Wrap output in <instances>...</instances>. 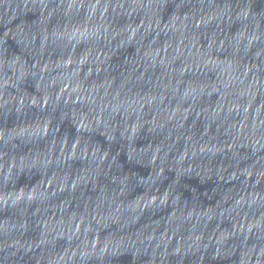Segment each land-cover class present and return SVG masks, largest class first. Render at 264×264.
Returning a JSON list of instances; mask_svg holds the SVG:
<instances>
[{"label":"clouds","instance_id":"clouds-1","mask_svg":"<svg viewBox=\"0 0 264 264\" xmlns=\"http://www.w3.org/2000/svg\"><path fill=\"white\" fill-rule=\"evenodd\" d=\"M50 4L56 7L49 9ZM37 8V20L13 24L17 12ZM57 13L69 18L83 13V19L71 28L49 27ZM118 18L125 25L115 26ZM0 28L6 30L0 36V114L14 111L18 121L31 109L42 114L35 123L0 128V210L25 217L37 205L31 214H46L48 202L65 190L74 162L83 165V173L71 188L91 183L98 189L83 213L65 219L67 208L60 206L61 219L44 222L46 237L76 242L47 264H110L124 252L134 264H166L173 240L174 255L210 245L222 255L229 235L214 233L202 243L197 231L264 198L208 212L198 202L212 200L215 189L198 191L189 181L196 178L202 185L222 176L224 170L212 166L224 152L210 132L213 125L217 134L223 129L231 138L229 150L237 162L240 148L264 152V100L255 104L257 96L264 97V0H0ZM9 36L20 55L6 59L2 52ZM81 42L88 50L77 55ZM56 45L66 56L45 59L46 50ZM120 49L129 71L115 86L108 79L97 83L100 72L107 71L108 53ZM210 72L214 81L207 79ZM26 82L37 95L25 91ZM138 86L147 91L134 92ZM141 132L151 139L138 145ZM238 175L248 177L251 169L230 178ZM256 175L264 176V169ZM36 176L45 179L22 182ZM145 210L161 215L150 228L134 227ZM185 227L189 236L177 239ZM237 231L246 242L253 228L241 225ZM8 247L19 249V239ZM247 264H264V243L248 250Z\"/></svg>","mask_w":264,"mask_h":264},{"label":"water","instance_id":"water-1","mask_svg":"<svg viewBox=\"0 0 264 264\" xmlns=\"http://www.w3.org/2000/svg\"><path fill=\"white\" fill-rule=\"evenodd\" d=\"M126 20L123 18H118L115 21V26L121 27L125 25ZM238 26H233L232 31L235 32ZM211 29V26H210ZM201 44L206 46L205 41H201ZM129 52L131 49L128 50ZM255 51V49L253 50ZM123 55L124 50H117L114 54L115 58L119 62L123 71L126 73L129 71V68L123 66ZM220 59H224L223 55L220 56ZM255 62V61H253ZM160 70H156V75H159ZM185 79H192L195 82L194 77H190L188 73H185ZM207 79L214 81L216 79V74L210 72L207 74ZM137 92L143 94L147 89L143 87L135 88ZM217 100L216 96L211 98V102L215 103ZM264 100V97L257 96L255 104L259 105L261 101ZM192 121V116H189L187 124H190ZM201 121L197 122V127L200 126ZM211 134L215 137V141L219 143L220 146L224 148V152L218 154L212 161V166L214 168H222L224 171L222 176H213L211 180L207 181L206 185L213 192L215 189L214 196L223 206L229 210L236 207L237 200H246L254 197L264 198V176H257L256 173L264 169V161H260L261 157H264V152H257L253 154L252 149L250 148H240L239 154L241 159L237 162L233 159L232 152L229 150L231 145V138L223 134V129L220 130V133L216 132V125H213L210 129ZM245 169H251V175L245 177L243 175H238L237 178L231 179L232 174L240 173ZM230 216L233 220L239 225L252 226L253 231L249 235L250 240L255 244L259 245L264 243V200L254 204L252 207L243 206L235 212H231Z\"/></svg>","mask_w":264,"mask_h":264}]
</instances>
